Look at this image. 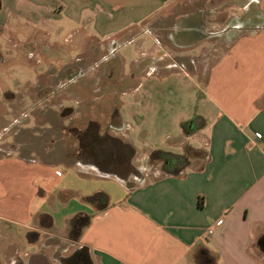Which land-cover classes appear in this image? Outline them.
Instances as JSON below:
<instances>
[{
    "label": "crops",
    "instance_id": "crops-1",
    "mask_svg": "<svg viewBox=\"0 0 264 264\" xmlns=\"http://www.w3.org/2000/svg\"><path fill=\"white\" fill-rule=\"evenodd\" d=\"M246 5L240 0H0V47L13 22L48 37L59 29L67 31L68 40L78 35L85 49L90 40L84 52L102 54L103 71L91 82L101 87L93 118L102 131L126 138L138 163L145 164L155 150L178 158L168 160L158 176L137 178L135 160L118 174L102 175L75 157L83 183L56 185L40 167L24 181V171L38 157L32 144L26 145L31 152L21 145L20 159L0 158V204L6 202L11 211L0 213V264H65L74 245L84 250L76 259L80 264H198L200 255L213 264H264V90L255 94L253 80L227 76L239 66L257 67L248 61L249 49L258 52L264 18L257 11L248 14ZM140 35L152 41L138 48L141 56L159 54L144 67L150 84L187 88L191 99L172 89L136 97L141 86L136 70L124 74L121 56L118 63L105 62V53L118 55L122 44ZM237 49L244 63L232 66L229 56ZM139 62L133 59L131 65ZM8 94L0 82L3 129ZM123 94L130 99L122 101ZM177 101H187L189 110ZM124 102L144 103L145 116L132 110L123 117ZM172 105L179 111L169 113ZM157 108L159 116L149 118ZM143 120L141 152L132 131ZM9 146L10 153L18 151ZM6 174L10 179L1 176ZM96 193L105 199H86ZM8 195L16 197L15 210L8 208ZM77 215L89 216V223L72 240L70 222Z\"/></svg>",
    "mask_w": 264,
    "mask_h": 264
},
{
    "label": "rangeland",
    "instance_id": "rangeland-1",
    "mask_svg": "<svg viewBox=\"0 0 264 264\" xmlns=\"http://www.w3.org/2000/svg\"><path fill=\"white\" fill-rule=\"evenodd\" d=\"M240 2L247 4L245 8L248 14L257 11L264 18V0H240ZM231 9L234 13L237 12L236 14L240 12L237 7H231ZM7 30L8 38L5 42L4 40L1 42L0 47V82L2 88L7 89L9 93V100L6 102L7 114L4 116L5 121L3 122L5 128H0V134L2 135L0 146L3 148L0 151V158L20 159L17 156L20 152L19 147L22 145L27 149L26 145L32 144L34 146L32 153L38 157V162L34 161L33 167L30 166L29 171H24L23 178L25 182L32 175L31 169L33 168L35 171L37 167H40L43 169L44 176L50 182L55 181L56 185L60 183L69 186L80 185L83 183L82 179L84 178L78 172L81 168L75 160L79 141L73 138V133L68 132L66 129L72 127L83 129L86 127L88 120H95L93 116L96 115V107L99 103L97 99H100L101 87L91 82L96 80L94 76L97 75V71H103L102 61L100 60L102 54L84 52L90 47V40L87 49H85L79 44V41L83 39L75 35L68 40L67 31L60 29L48 37L13 22L9 23ZM260 41L262 42L257 47L258 52L255 49H249L253 54L248 57L249 63L257 62V67L253 70H244L239 66L234 74L232 72L231 75L230 73L227 75L229 78L253 80V93L255 94H259L261 90H264V36ZM151 42L150 39L140 35L133 42L122 44L116 50L118 55L105 53L107 56L105 62L118 63L121 56L125 60L123 64L124 74H129L130 68L136 70V79L141 81V86L136 91V97H143L151 93L156 95L166 94L170 93L171 89L174 90L173 93L184 95L186 99L190 98L189 94L192 97L187 88L178 85H175V88L167 89L161 86L159 81L153 85L150 84L148 81L150 76L146 75L144 67L149 62L154 61V58L158 57L159 54L147 53L150 56L144 55L147 57L143 58L144 56H141L138 48L144 50L151 45ZM222 56L219 55V57ZM229 57L232 66L238 61L241 64L244 63V60L240 58L238 49L235 54ZM133 59H139L141 62L131 65ZM85 64L93 65L86 70L84 69ZM199 66L201 67L200 64ZM151 78L160 80V76H151ZM198 90L199 93L203 92L204 87L198 86ZM129 97V94H123L120 99L126 101L130 99ZM175 103L177 106L183 104L185 110H189L187 101H177ZM132 110L136 111L137 116L143 117L147 109L144 103H140L135 107H130L129 102L123 103L121 110L123 117L127 118ZM178 111L179 109H174L172 105L168 112L175 113ZM159 112L161 111L158 108L150 113L148 112L149 118L150 114L159 116ZM144 120L142 123L137 121L134 124V131H132L135 143L139 146L141 152L145 147V139L143 135H140V126L144 123ZM130 122L133 124L132 121ZM108 128L110 127L108 126ZM120 138L126 140L124 137ZM85 141L84 139L82 142ZM150 142H155L154 138H150ZM7 144L8 148H10L9 144H15L18 151L10 153V149H6ZM27 150L29 151V149ZM136 156L137 152L135 151V155L130 161L135 160ZM167 159L176 161L172 157H167ZM84 160L87 167L94 168V170L89 171L96 172L97 167L90 165L95 158L85 157ZM135 162L137 166H140V168H133L135 170L133 176L137 178L147 175L148 177H155L164 172L156 162L145 161V164L138 163V160H135ZM1 176L8 179L11 177L10 174ZM6 201L9 205L8 208L14 207L12 204L16 203V197L8 195ZM5 208H7L6 202H2L0 213L10 214L11 211L9 212ZM13 209L15 210V207ZM23 248L28 252L32 251L30 245H25ZM75 250L77 249L74 245L67 255L71 256ZM51 264L60 263L53 261Z\"/></svg>",
    "mask_w": 264,
    "mask_h": 264
},
{
    "label": "trees",
    "instance_id": "trees-1",
    "mask_svg": "<svg viewBox=\"0 0 264 264\" xmlns=\"http://www.w3.org/2000/svg\"><path fill=\"white\" fill-rule=\"evenodd\" d=\"M86 127L78 129L72 127L66 129L68 132L73 133L72 137L79 141V146L76 151V158L86 163L84 158H95L91 161L101 172L105 174H118L117 171L125 165L135 155V149L131 146L130 142L123 140L119 137H115L110 133L102 131V125L98 120L90 119L86 123ZM85 142H82L83 140ZM191 149L186 150V154L190 153ZM106 154V155H105ZM186 154L183 157H186ZM167 152L161 150H155L150 153L148 157L149 162H161V169L165 171L166 163L169 157ZM173 159H178L175 156H171ZM175 170L174 172H178ZM173 172V173H174ZM88 201L96 203L101 199H105L102 193H96L86 198ZM89 223V216L77 215L70 222V237L72 240H76L82 229ZM84 253L83 249H77L73 254L67 258L66 264L71 259L80 258ZM198 264H213V260L206 255V257L199 256Z\"/></svg>",
    "mask_w": 264,
    "mask_h": 264
},
{
    "label": "flooded vegetation",
    "instance_id": "flooded-vegetation-1",
    "mask_svg": "<svg viewBox=\"0 0 264 264\" xmlns=\"http://www.w3.org/2000/svg\"><path fill=\"white\" fill-rule=\"evenodd\" d=\"M67 264H80L79 263V260H76V259H74V260H69V262L67 263Z\"/></svg>",
    "mask_w": 264,
    "mask_h": 264
},
{
    "label": "built area",
    "instance_id": "built-area-1",
    "mask_svg": "<svg viewBox=\"0 0 264 264\" xmlns=\"http://www.w3.org/2000/svg\"><path fill=\"white\" fill-rule=\"evenodd\" d=\"M221 222H222V220L219 219V220L216 222V224L219 225Z\"/></svg>",
    "mask_w": 264,
    "mask_h": 264
},
{
    "label": "water",
    "instance_id": "water-1",
    "mask_svg": "<svg viewBox=\"0 0 264 264\" xmlns=\"http://www.w3.org/2000/svg\"><path fill=\"white\" fill-rule=\"evenodd\" d=\"M99 174L105 175V173H103V172H99Z\"/></svg>",
    "mask_w": 264,
    "mask_h": 264
}]
</instances>
